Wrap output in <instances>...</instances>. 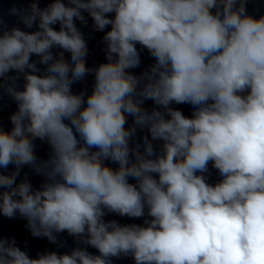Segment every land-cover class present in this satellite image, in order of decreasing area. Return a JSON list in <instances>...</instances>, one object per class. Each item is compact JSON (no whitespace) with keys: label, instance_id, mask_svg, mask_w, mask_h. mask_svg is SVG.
Here are the masks:
<instances>
[{"label":"clouds","instance_id":"clouds-1","mask_svg":"<svg viewBox=\"0 0 264 264\" xmlns=\"http://www.w3.org/2000/svg\"><path fill=\"white\" fill-rule=\"evenodd\" d=\"M247 3L53 0L40 8L33 0L27 10L9 9L27 28L38 22L34 32L9 30L0 16V90L17 105L11 130L0 124V169L15 166L0 172V215L18 213L33 237L57 243L67 232L99 253L76 247L33 259L0 237V264H112L127 256L134 264H264V15H249ZM83 12L95 30L111 26L102 38L107 62L94 68L74 22L86 25ZM137 44L155 59L140 75L129 71L141 65ZM33 54L47 65L43 75ZM89 73L91 93L74 94ZM147 100L158 108L149 112ZM173 103L192 105V116ZM138 128L150 134L143 152L130 147ZM37 139L51 148L46 160L34 151ZM209 163L222 177L214 185L204 175ZM23 166L44 178L39 189L27 179L17 184ZM107 213L151 219L121 225Z\"/></svg>","mask_w":264,"mask_h":264}]
</instances>
